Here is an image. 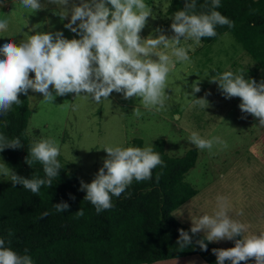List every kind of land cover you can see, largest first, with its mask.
<instances>
[{"label": "clouds", "instance_id": "clouds-1", "mask_svg": "<svg viewBox=\"0 0 264 264\" xmlns=\"http://www.w3.org/2000/svg\"><path fill=\"white\" fill-rule=\"evenodd\" d=\"M49 2L62 8L57 14L61 19L67 18L70 11L71 19L65 27L80 38L68 40L59 32L55 36L38 32L28 35L19 44L13 41L4 43L0 47V115H6L13 105H19V95H27L29 90L42 94V102L52 104L57 96L70 93L99 103L102 98L108 100L115 91L122 93L125 99L137 97L146 108L160 111L169 98L165 93L169 72L176 61H190L188 50L179 46L181 37L199 44L202 38L215 37L217 26L234 27L233 21L215 10L221 6L220 0H211V9L199 13L196 12V0H186L184 9L173 14L170 27L174 35L171 39L163 34L157 38L151 35L141 38L139 33L152 15L144 0H81L79 6L73 4L70 9L67 7L69 0ZM19 4L34 13L42 9L40 0H19ZM8 26L7 19H0V31L6 32ZM161 46L171 48V55L159 50ZM153 56L158 59L153 60ZM30 73L35 74L34 78H30ZM211 82L218 84L225 98H240L241 112L258 118L259 125L264 126V82L257 84L255 80H246L243 73L232 71L212 76ZM198 84L199 81L191 85L193 94L200 92ZM185 95L189 97L187 93ZM189 103L208 107L204 98L193 96ZM133 113L137 117L140 115L139 109H134ZM189 142L200 150H211L214 143L221 141L219 137L205 139L192 132ZM21 147L18 137L9 140L0 135V152ZM102 150L107 153L103 167L90 184L81 181V190L86 191L84 200L95 207L97 214L111 209L112 197H119L133 180H150L152 170L164 163L152 146H108ZM59 155L60 146L53 139H40L29 147L25 162L30 167L39 162L46 179L18 176L4 163H0V172L10 176L13 187L21 185L37 194L41 186L51 187L52 179L59 175ZM53 207L62 213L68 210L69 205L62 202ZM47 215V212L43 213L42 218ZM75 215L83 216L84 210L81 208ZM191 223L192 234L205 233L204 239L196 242L203 251L207 250L204 240H234L242 237L247 229L245 224L228 215L227 204L222 197H218V210L213 215L191 219ZM191 243L189 233L180 229L177 245L183 248ZM213 254L217 258L216 264H224L226 260L231 264H241L249 259H254L256 264H264V233L235 239V247L213 249ZM0 264H33V260L29 255H19L5 247V240L0 239Z\"/></svg>", "mask_w": 264, "mask_h": 264}, {"label": "trees", "instance_id": "trees-1", "mask_svg": "<svg viewBox=\"0 0 264 264\" xmlns=\"http://www.w3.org/2000/svg\"><path fill=\"white\" fill-rule=\"evenodd\" d=\"M185 2L171 0L167 14L173 16L183 10ZM204 4L208 7L202 8ZM220 4L215 10L233 21L234 27L217 26V35L202 38L201 43L209 44L230 31L257 65L264 68V0H220ZM196 5L197 13L208 12L211 0H196ZM18 98L19 105L0 115V135L9 140L18 137L22 147L6 148L0 156L18 176L46 179L39 162L31 167L25 162L31 146L26 133L30 117L28 94ZM129 147L143 148L142 139L131 140ZM153 150L160 154L163 166L152 170L150 180H133L119 197H112L113 207L99 214L84 200L86 193L81 190L76 172L69 170L62 160H58L61 170L52 179V186H41L37 194L21 185L13 187L10 178L0 180V239L17 254L29 255L33 264H154L194 255L207 264H216L213 249L220 248L204 240L207 250H201L196 242L204 237L192 234L190 228L171 215L196 194L185 177L195 166L197 150L190 149L179 158L171 157L165 152L163 140L157 141ZM62 202L69 208L60 213L53 205ZM81 208L84 215H75ZM45 212L48 215L42 218ZM180 229L191 236L189 246L177 245ZM235 239L230 248L235 247ZM224 264L231 262L226 260ZM241 264L256 261L249 259Z\"/></svg>", "mask_w": 264, "mask_h": 264}, {"label": "rangeland", "instance_id": "rangeland-1", "mask_svg": "<svg viewBox=\"0 0 264 264\" xmlns=\"http://www.w3.org/2000/svg\"><path fill=\"white\" fill-rule=\"evenodd\" d=\"M40 2L42 9L34 13L22 8L19 0H0V19L9 22L8 30L0 31V47L12 41L19 44L28 35L38 32L54 36L59 32L68 40L80 38L65 27L71 19L70 11L67 18L61 19L57 15L62 11L60 6L49 0ZM80 2L69 0L67 7L79 6ZM144 2L151 8L152 15L139 33L141 38L150 35L157 38L163 34L171 39L174 35L170 27L173 16L164 12L169 1ZM106 6L111 9L110 5ZM179 46L188 50L190 61H176L169 72L165 89L169 98L160 111L146 108L137 97L125 99L122 93L115 91L108 100L102 98L99 103L70 93L57 96L52 104L42 102V94L29 90L30 117L26 133L31 145L40 139H53L60 146L57 159L76 172L80 187L81 181L90 184L103 167L107 153L102 149L108 146L126 148L135 138L142 139L144 147H153L157 141L163 140L167 155L179 158L188 150L197 148L189 142L192 132L205 139L219 137L220 143H214L211 150L204 149L199 168L185 177L186 182L192 181L195 185L203 181L211 169H223L231 164L237 151L251 148L264 158V126L259 125L258 118L241 112L240 98H225L218 84L211 82L212 76L232 71L243 73L246 80H255L259 84L264 82V68L257 65L230 31L209 44H197L181 37ZM159 50L171 55V48L161 46ZM152 59L158 58L153 56ZM32 75L35 74L30 73V77ZM197 81L201 90L193 94L191 85ZM193 96L206 99L208 107L192 106L189 98ZM134 109H139L138 117L133 113ZM0 163L5 164L1 156ZM9 178L0 172V180Z\"/></svg>", "mask_w": 264, "mask_h": 264}, {"label": "crops", "instance_id": "crops-1", "mask_svg": "<svg viewBox=\"0 0 264 264\" xmlns=\"http://www.w3.org/2000/svg\"><path fill=\"white\" fill-rule=\"evenodd\" d=\"M167 4L169 7L171 0ZM255 3L261 0H253ZM167 9L164 11L167 14ZM172 16V15H170ZM197 150L195 166L187 173L199 168L204 150ZM235 160L221 169H211L203 181L188 182L196 194L172 211V217L181 225L191 229V219L213 215L218 210V197L224 198L228 215L247 226L242 238L264 233V158L251 148L236 152ZM242 213V214H240ZM198 234L205 236L203 231ZM222 250L230 248L231 240L210 242ZM154 264H207L199 256H188L156 262Z\"/></svg>", "mask_w": 264, "mask_h": 264}]
</instances>
